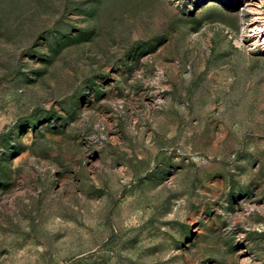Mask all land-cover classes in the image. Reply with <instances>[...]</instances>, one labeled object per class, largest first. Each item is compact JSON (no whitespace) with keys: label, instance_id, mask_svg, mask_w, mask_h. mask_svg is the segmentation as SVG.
<instances>
[{"label":"rangeland","instance_id":"1","mask_svg":"<svg viewBox=\"0 0 264 264\" xmlns=\"http://www.w3.org/2000/svg\"><path fill=\"white\" fill-rule=\"evenodd\" d=\"M255 8L0 0V264H264Z\"/></svg>","mask_w":264,"mask_h":264},{"label":"bare ground","instance_id":"2","mask_svg":"<svg viewBox=\"0 0 264 264\" xmlns=\"http://www.w3.org/2000/svg\"><path fill=\"white\" fill-rule=\"evenodd\" d=\"M253 13L255 14L254 17H253V19L255 20L254 21V26L257 29H259V33L257 34L256 37L258 38V40H260L262 43H264V28H263L264 18L260 15L259 12H257L256 8L253 9Z\"/></svg>","mask_w":264,"mask_h":264}]
</instances>
